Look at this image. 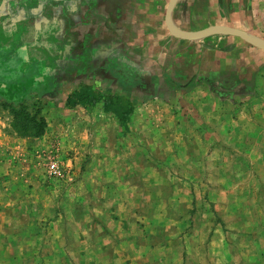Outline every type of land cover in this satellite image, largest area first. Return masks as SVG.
<instances>
[{"label": "rangeland", "instance_id": "obj_1", "mask_svg": "<svg viewBox=\"0 0 264 264\" xmlns=\"http://www.w3.org/2000/svg\"><path fill=\"white\" fill-rule=\"evenodd\" d=\"M245 1L242 30L264 42V0ZM188 40L202 52L187 70L136 63L137 49L110 66L85 57L83 80L130 89L125 123L101 100L67 107L66 85L0 78V264H264V49L225 32ZM212 50L223 63L202 68ZM19 104L42 134L15 131Z\"/></svg>", "mask_w": 264, "mask_h": 264}, {"label": "crops", "instance_id": "obj_2", "mask_svg": "<svg viewBox=\"0 0 264 264\" xmlns=\"http://www.w3.org/2000/svg\"><path fill=\"white\" fill-rule=\"evenodd\" d=\"M168 2L0 0V78L7 77L15 87L22 83L18 79L37 76L39 84L33 82L32 90L50 95L66 85L65 99L80 84H90L82 78L89 69L85 57L110 66L111 57L118 56L125 62L126 54L137 49L138 55L130 57L136 63L155 61L151 63L156 67L164 60L172 70H187L191 62L188 57L202 52L200 43L168 32ZM254 5L245 0H176L169 21L179 30L225 24L253 31ZM227 38L234 49L238 41ZM212 53L218 59L209 55L202 68L223 63L219 50ZM192 62L195 65L200 59L193 58Z\"/></svg>", "mask_w": 264, "mask_h": 264}, {"label": "trees", "instance_id": "obj_3", "mask_svg": "<svg viewBox=\"0 0 264 264\" xmlns=\"http://www.w3.org/2000/svg\"><path fill=\"white\" fill-rule=\"evenodd\" d=\"M129 91L130 89L124 94L110 91L102 92L91 84L82 83L66 95L64 104L73 108L76 105L93 104L101 100L104 111L112 113L121 123H125L133 109L132 100L128 98ZM10 111L12 114V127L18 133L38 136L44 132L46 123L43 117L30 114L25 106L21 104L12 106Z\"/></svg>", "mask_w": 264, "mask_h": 264}, {"label": "water", "instance_id": "obj_4", "mask_svg": "<svg viewBox=\"0 0 264 264\" xmlns=\"http://www.w3.org/2000/svg\"><path fill=\"white\" fill-rule=\"evenodd\" d=\"M175 1L176 0H169L167 9H166V16H165V23H166L167 29L170 32V34H172L173 36L182 38V39H193V38L200 37L202 35H205L211 32H225V33H231V34L237 35L241 37L243 40L247 41L248 43L258 48L264 49V42L257 40L256 38L252 37L251 35H249L247 32H245L244 30L240 28L232 27L229 25H221V24L209 25L207 27H204L202 29H198L195 31H182V30L176 29L174 26L170 24V21H169V14H170V11Z\"/></svg>", "mask_w": 264, "mask_h": 264}]
</instances>
